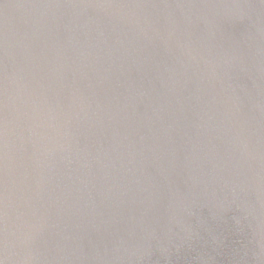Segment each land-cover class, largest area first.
Wrapping results in <instances>:
<instances>
[{
	"label": "water",
	"instance_id": "water-1",
	"mask_svg": "<svg viewBox=\"0 0 264 264\" xmlns=\"http://www.w3.org/2000/svg\"><path fill=\"white\" fill-rule=\"evenodd\" d=\"M0 264H264V0H0Z\"/></svg>",
	"mask_w": 264,
	"mask_h": 264
}]
</instances>
